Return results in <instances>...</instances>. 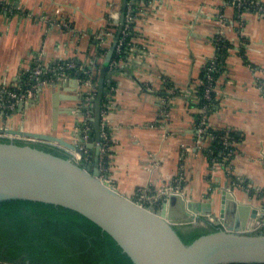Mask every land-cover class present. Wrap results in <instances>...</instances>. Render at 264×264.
Here are the masks:
<instances>
[{"label":"crops","instance_id":"0c3cea01","mask_svg":"<svg viewBox=\"0 0 264 264\" xmlns=\"http://www.w3.org/2000/svg\"><path fill=\"white\" fill-rule=\"evenodd\" d=\"M14 1L22 9L0 13V85H17L31 54L40 49L46 63L71 60L87 66L96 86L103 77L105 91L114 87L106 116L107 177L120 192L134 197L144 187L158 194L165 186L179 184L186 198L211 203V212L202 215L209 221L218 214L222 188H229L238 200L264 206V16L239 14L223 0H128L138 8L129 57L116 65L111 59L101 75L116 34L108 26L119 20L124 0ZM256 1L264 6V0ZM217 34L232 46L215 88L218 106L207 122L212 128L240 132L230 173L246 179L252 194L223 169L210 170L202 149L194 144L197 107L185 91L214 54ZM164 77L176 90L166 124L159 120L157 97ZM81 88L74 77L46 83L9 114L0 110V126L50 133L78 147Z\"/></svg>","mask_w":264,"mask_h":264},{"label":"water","instance_id":"95a60500","mask_svg":"<svg viewBox=\"0 0 264 264\" xmlns=\"http://www.w3.org/2000/svg\"><path fill=\"white\" fill-rule=\"evenodd\" d=\"M125 4L126 0L101 75L112 59ZM104 92L101 77L93 99L94 136L86 143L92 150V167L83 166L71 154L64 157L29 142L16 143L13 138L0 140V200H39L76 210L110 234L134 264L264 263V206L238 200L229 188H222L218 214L208 220L219 224L218 229L185 243L176 227L198 224L202 215L211 212L209 201L189 199L180 191L170 190L156 208L123 194L110 180L100 176L97 141L101 139L100 108ZM2 131L46 143L56 141L80 151L57 135L0 127ZM255 225L259 228L248 230Z\"/></svg>","mask_w":264,"mask_h":264},{"label":"trees","instance_id":"16d2710c","mask_svg":"<svg viewBox=\"0 0 264 264\" xmlns=\"http://www.w3.org/2000/svg\"><path fill=\"white\" fill-rule=\"evenodd\" d=\"M249 0H247L248 2ZM133 7L134 19L129 26L128 35L125 39L123 50L120 53L113 52L112 59L117 62L125 60L129 54V49L133 43L134 20L137 12V5L131 2ZM117 26L109 24L108 27H113L114 31ZM215 68L210 70L211 82L214 88L210 90V96L204 97V90L207 85V66L210 63V58L205 61L197 81L189 83L192 87L191 95H188L190 103L197 107L195 113L196 122L201 115L198 108L202 104L206 105L207 116L214 111L218 106V96L216 94V84L222 73L227 69L226 57L229 53V48L232 46L229 40L221 39L215 43ZM224 45L223 47H221ZM241 53L244 60L247 61V56L244 48H241ZM220 60V62H218ZM69 74H76L86 77V74L71 68L68 70ZM26 78V77H25ZM25 81V80H24ZM163 90L157 91L158 95L168 97L174 95L176 90L168 78H163ZM173 87L174 92L169 93L166 88ZM103 99V97H102ZM93 128V127H92ZM215 136L207 146H202V151L210 164L211 157L215 156L221 160L219 148L222 146L219 137L226 130L224 128L207 127ZM229 128V127H228ZM107 139L105 147L107 152L104 156L105 163L108 158L109 134L108 128ZM229 141L240 139V132L230 128L227 131ZM91 137L94 136L93 129L90 130ZM1 141H8V138L1 137ZM16 143L29 142L30 144L43 148L54 154L62 155L64 157L70 156L61 148L38 141H26L22 139H14ZM234 147V146H233ZM211 149V152H208ZM227 176L232 182L238 185H244V182L239 181L238 177L228 173ZM245 181H247L245 179ZM249 194L254 193V188L251 187ZM149 202L145 201V204ZM161 200H157L154 205H160ZM219 224L209 222L206 218L201 217L199 223L196 225H182L176 227V231L180 238L189 243L194 238L201 234L214 231L218 229ZM0 261L18 264H134L130 256L122 250L121 246L115 239L103 230L95 222L71 208L54 204L51 202H44L39 200H30L22 198H10L0 200ZM226 264H264V263H226Z\"/></svg>","mask_w":264,"mask_h":264},{"label":"built area","instance_id":"2783aa9c","mask_svg":"<svg viewBox=\"0 0 264 264\" xmlns=\"http://www.w3.org/2000/svg\"><path fill=\"white\" fill-rule=\"evenodd\" d=\"M158 1V0H153ZM225 2H228L232 4L237 12L241 14L243 11H254L260 14L261 16H264V6L260 4L256 0H223ZM20 6L16 4L14 0H0V13H5L7 15H10L16 11H19ZM134 19L133 15V7L131 6V3L126 0L125 4V12L122 20V27L119 33V37L117 39L116 46L114 48V51L116 53H120L123 50V46L125 44L126 36L128 35L129 26L131 25L132 20ZM220 19H222V15L220 16ZM55 21V20H53ZM118 19L115 21V24L118 25ZM57 24L62 27L66 26L69 27V23L66 21H57ZM101 38V36H99ZM215 43H217L219 40L224 39V37L221 34H217L215 38ZM222 45L221 47H223ZM43 50L40 49L36 52H33L30 56L29 64L26 69L22 70V75L20 78V81L17 83V85H7L2 84L0 85V108L2 110H5L6 112L13 110L19 103L26 102L29 99H31L33 96L37 94L39 89L42 85L46 83H56L58 81L64 80L68 77H74L77 84L81 86L80 94L82 96L81 102L78 104L76 112L79 114V120L77 121V130L78 135L81 138V142L78 146L80 151H76L73 149H70L66 146H63L61 144H56L55 142H48L49 144L55 145L65 152L71 154L75 160L80 162L83 166L87 168L92 167V154L90 152L89 147L86 145L87 142H89L93 137L90 135V130L93 129L92 127V120H93V99L96 95L97 86L93 82L91 78L90 70L87 66H84L80 63H77L76 61L71 60H55L50 63H46L43 59ZM129 55L126 59H128ZM215 52L210 57V63L206 67L207 68V85L204 90V97L210 96V90L213 87L211 82V75L209 73L210 70H213L215 68L214 64H216L215 60ZM220 62V60H218ZM113 64L116 65V60L113 59ZM71 68H74L78 70L79 72H83L86 74V77L79 76L76 74H69L68 70ZM26 77V78H25ZM25 80V81H24ZM85 88V89H83ZM114 87L110 86V88L104 92L103 99L101 101V108H100V125H101V138L103 140L107 139V131H106V116L108 111L111 109L112 102L110 100V91L113 90ZM192 87L187 88L185 91L187 95H191L192 93ZM166 90L169 93L174 92L173 87H168ZM158 102H159V120L162 121L164 124H166L168 115H169V105L171 101V96L163 97L161 95H158ZM198 111L201 112V115L199 116V119L194 122L195 127V140L194 144L195 147L201 148L202 146H207L209 141H211L215 136L208 130V122H207V109L206 105L202 104L198 108ZM2 129L6 128H13L8 125L0 126ZM230 128L226 127V130L223 134L220 135L219 141L221 143V147L219 148V153L221 154V160L216 158L215 156H212L209 164V168L212 171H215L216 169H223L226 173H230V160L232 159L235 148L234 141H229V136L227 131H229ZM1 137L5 138H13V139H28L29 141H38V142H47L40 139H35L32 137H25L24 135L19 134H13L6 131L0 132ZM100 139L97 141V144L99 145V153H98V160L97 165L101 172L100 176L102 178L107 177V166L104 161V156L107 152V149L105 147V141H102ZM211 152V149L208 151ZM94 163V162H93ZM239 181L244 182L243 187L246 190H249L252 186L248 181H245L244 178L238 177ZM238 184V183H236ZM179 184H172L170 186H165L162 188L158 194H149L147 189L142 187L137 189V194L134 196V198L143 204V202L147 201L150 204L155 203L157 200L163 201L166 197V193L170 190H176L179 191L180 189ZM259 226H251L248 228V230H256ZM0 264H18V263H9V262H2L0 261ZM26 264V263H24Z\"/></svg>","mask_w":264,"mask_h":264},{"label":"rangeland","instance_id":"374dc122","mask_svg":"<svg viewBox=\"0 0 264 264\" xmlns=\"http://www.w3.org/2000/svg\"><path fill=\"white\" fill-rule=\"evenodd\" d=\"M0 110H2V108H0ZM4 112H5V114H9L11 111H8V112H6L5 110H3ZM31 131V130H30ZM48 134H50V133H48ZM25 137H28V136H26V135H24ZM24 140H26V141H29L27 138L26 139H24ZM51 142H55L56 144H59L58 142H56V141H51ZM143 204H145V202H143ZM145 205H149V206H155L154 205V203L153 204H150V203H147V204H145ZM156 208H158L159 207V205L158 206H155Z\"/></svg>","mask_w":264,"mask_h":264},{"label":"flooded vegetation","instance_id":"af4514ba","mask_svg":"<svg viewBox=\"0 0 264 264\" xmlns=\"http://www.w3.org/2000/svg\"><path fill=\"white\" fill-rule=\"evenodd\" d=\"M260 230V229H259Z\"/></svg>","mask_w":264,"mask_h":264}]
</instances>
